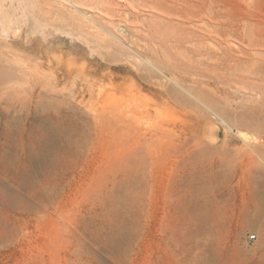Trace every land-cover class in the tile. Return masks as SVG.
Wrapping results in <instances>:
<instances>
[{"label": "rangeland", "instance_id": "rangeland-1", "mask_svg": "<svg viewBox=\"0 0 264 264\" xmlns=\"http://www.w3.org/2000/svg\"><path fill=\"white\" fill-rule=\"evenodd\" d=\"M254 44L264 45V0H0V264H66L64 221L80 264H210L201 248L165 251L174 172L185 200L223 216V262L264 261V231L256 245L239 219L250 190L241 164L264 154L259 130L236 127L264 100ZM99 120L100 138L68 167ZM173 128L194 141V160L157 153L150 176L119 171L135 130L172 155ZM141 191L137 224L128 202Z\"/></svg>", "mask_w": 264, "mask_h": 264}, {"label": "bare ground", "instance_id": "bare-ground-1", "mask_svg": "<svg viewBox=\"0 0 264 264\" xmlns=\"http://www.w3.org/2000/svg\"><path fill=\"white\" fill-rule=\"evenodd\" d=\"M222 18L223 17H221V19ZM225 42L223 41L224 44H226ZM224 44L222 45L226 47V45ZM252 46L254 48L249 46V52L262 54L264 56V45L261 46L259 44H254ZM220 47L223 49L221 50L224 53L225 47ZM261 66L264 69V58L261 61ZM260 82H264V79L260 80ZM199 96L200 97L198 98L200 99V102L202 99V101L206 102V97H204V95L200 94ZM211 97L213 96L209 95L207 99ZM194 98L196 99L197 97L195 96ZM208 102L211 103L217 113L219 112L221 114L226 115L225 113H227V108L225 106H222L221 103L219 104V101L216 102L212 99ZM252 110L253 113L239 119V122L237 123L236 127L239 130L244 129L254 131L255 129H257L260 131V134L264 135V100L259 105V107H255ZM109 117H112V113H110ZM226 117L228 118V116ZM115 124L119 125L120 123L115 122ZM103 125L104 124H102L99 120L94 138L84 136V141L82 143H74L75 151L72 152L70 156L71 159H69L67 162L68 167L72 168L75 165V161L77 159L76 157L78 156L76 151L79 149V147L90 151L92 143L100 138L102 134L101 130L103 128ZM173 131L175 133L174 137H176L177 143H175V148L172 150L173 154L170 155V153L166 150H161V147L157 144L156 140L152 137H149L146 132H141V130H135L131 134L132 137L130 138V143L127 142L124 152L118 158L117 162L119 171H122V167H125L124 170H127L134 165L133 168H136L141 172L146 171L145 173L147 174V176H150L152 174L153 166L155 163L154 160L156 158L157 153L163 155L169 154V156H172L173 158H177L176 156L184 154L187 159L191 161L194 160L198 156L197 153L196 155L193 152V148L195 147L194 141L193 143L192 141H190L191 143H189L188 140H185V136L183 133L184 131H182V129L173 128ZM252 151L253 155L246 154V160L244 163L241 164V174L247 177L249 183L248 189L250 190L246 195L245 199L242 201V205L240 207L239 212V219L243 224L244 230L248 229L258 235L259 241L256 243V245H259L260 243H262V237L259 235L258 231H264V154H262L260 150L259 152H257L256 150L252 149ZM254 156H257L259 161H257ZM67 170V167L61 165L58 169L57 177H64L67 174ZM190 170L192 169L190 168ZM179 173L180 172H174L175 175L173 180L175 183H177L176 189L178 191L175 193V196L172 195L169 197L167 203V222L163 231L165 236V251H173L174 253L178 254L183 253L186 256L193 257L196 255V250L198 248H201L200 251L202 254L204 253L203 256L205 255V253H208L207 261L210 264H226L221 260L223 249H225L226 247V242H224L221 238L222 231L224 230L223 216L216 211L213 213H209V211H207L205 208L199 205H195L192 200L193 195L191 194L187 195V198L185 200L182 196V193H180L182 190L180 187V182L178 180L179 176H181ZM38 191L39 190H37V192ZM42 201H44V198L42 199ZM57 204H59V201L57 202ZM145 204H147L148 206V197L145 195L144 191H141L139 193L137 192V195H134L130 199L128 205L130 206L129 215L132 222L138 224L144 219L145 212L142 210V207H144ZM57 209L58 208L54 209L55 214H58ZM77 214L79 215L80 212H78ZM64 222L65 223L62 226L60 225V228L58 229V235H61V241L64 243L65 246L64 256L66 259V264H70V262L72 261V259L70 261V256H73V261L75 264H80L79 261L81 260V254L72 255L71 251L68 248L71 242L74 241L72 239L76 240L79 235H77L75 229L71 228L70 225H67L70 223L69 221ZM242 231L243 230H238V237L240 236ZM232 251L234 253H237L239 256H244L247 254L241 249L232 248ZM202 254L200 255L201 257ZM263 262L264 261L259 260L257 264H263Z\"/></svg>", "mask_w": 264, "mask_h": 264}, {"label": "built area", "instance_id": "built-area-1", "mask_svg": "<svg viewBox=\"0 0 264 264\" xmlns=\"http://www.w3.org/2000/svg\"><path fill=\"white\" fill-rule=\"evenodd\" d=\"M251 240H254V237H251Z\"/></svg>", "mask_w": 264, "mask_h": 264}]
</instances>
